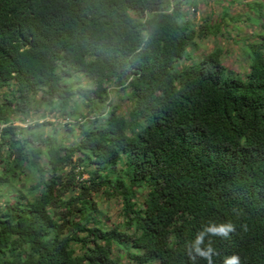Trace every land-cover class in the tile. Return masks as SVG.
Segmentation results:
<instances>
[{
  "label": "trees",
  "instance_id": "trees-1",
  "mask_svg": "<svg viewBox=\"0 0 264 264\" xmlns=\"http://www.w3.org/2000/svg\"><path fill=\"white\" fill-rule=\"evenodd\" d=\"M195 11L186 0H0V264H124L120 251L127 264H208L192 243L209 223L235 225L227 238L205 233L213 264H264V35L234 41L247 62L235 74L218 46L193 56L196 39L222 34L196 29ZM41 107L70 120L56 123L62 137L30 123ZM28 174L29 195L5 199ZM98 193L120 199L119 225L104 228Z\"/></svg>",
  "mask_w": 264,
  "mask_h": 264
},
{
  "label": "rangeland",
  "instance_id": "rangeland-1",
  "mask_svg": "<svg viewBox=\"0 0 264 264\" xmlns=\"http://www.w3.org/2000/svg\"><path fill=\"white\" fill-rule=\"evenodd\" d=\"M189 3L196 5L197 11L192 16L194 27L199 29L200 25L205 23L216 24L219 23L222 28V34L218 36L206 35L204 38L196 39V49L193 51V56H203L209 53L214 47L218 46L223 52V65L228 71L235 74L243 75L247 70V62L244 54L238 45H235V40H241L242 42H252L256 39L257 35H264V0H186ZM255 1L258 3L255 4ZM250 4V5H248ZM188 7H191L189 4ZM195 18H194V17ZM254 38V39H253ZM244 40V41H243ZM247 40V41H246ZM2 92V91H1ZM122 97V98H121ZM110 102L114 105H120L121 108L126 106L124 101V95L115 91L109 94ZM79 111L86 112L83 106H79ZM41 113H45V117H41ZM15 119V118H14ZM66 120L61 117L59 112H50L46 107H41L40 112L32 114L30 123H51L45 125L43 130L48 133L51 129L58 128L57 136L62 137L64 128L59 125L67 123ZM59 124V125H56ZM28 123L26 121L19 122L15 120L14 125L25 126ZM1 129V128H0ZM87 176L84 175V178ZM34 175L28 174V181L24 184L8 183L3 189V193H7L5 199L18 195L20 192L26 193L32 186L35 180H32ZM71 195L65 194L64 198ZM144 196V192L138 193V200L141 201ZM90 201L95 203L96 213H99L102 223L105 229L113 228L122 222L121 219V201L120 199H105L98 194H92L89 197ZM130 253L135 252L133 248H129ZM119 255H123L122 263L127 264L124 252H118ZM117 255V254H115ZM127 256V255H126Z\"/></svg>",
  "mask_w": 264,
  "mask_h": 264
},
{
  "label": "clouds",
  "instance_id": "clouds-1",
  "mask_svg": "<svg viewBox=\"0 0 264 264\" xmlns=\"http://www.w3.org/2000/svg\"><path fill=\"white\" fill-rule=\"evenodd\" d=\"M234 231L235 225H233L232 223H222L219 225L209 223L203 228V231H200L197 234L195 241L192 243V247L196 256L207 260L208 264H213L212 256L216 253L211 246V242L209 241V244L207 245L205 250H201V248L199 247V245L203 242L205 233L209 234L210 236H220L223 238H227L228 234ZM190 259H192V257H190ZM225 264H240L239 257L233 255L231 258L225 261Z\"/></svg>",
  "mask_w": 264,
  "mask_h": 264
}]
</instances>
